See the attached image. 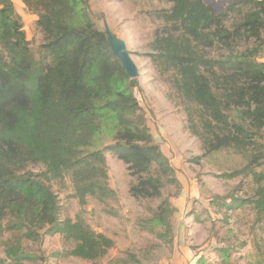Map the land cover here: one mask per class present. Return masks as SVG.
Segmentation results:
<instances>
[{
    "label": "trees",
    "instance_id": "1",
    "mask_svg": "<svg viewBox=\"0 0 264 264\" xmlns=\"http://www.w3.org/2000/svg\"><path fill=\"white\" fill-rule=\"evenodd\" d=\"M22 1L38 15L45 42L37 58L13 0H0V237L23 229L39 241L40 230L60 233L74 242L73 256L97 260L115 241L82 214L62 218L55 182L70 177L81 205L115 197L108 151L138 176L135 197L162 198L165 183L179 181L147 125L137 78L92 19L88 0ZM167 1L172 8L161 14L167 28L154 40L153 60L174 71L183 99L196 105L205 155H241L245 164L225 176L254 178V195L232 196L225 209L254 203L264 212V172H257L264 165V0H233L221 11L205 0ZM156 163L160 175L151 173ZM174 211L163 198L155 225L169 231ZM20 249L10 246L7 256ZM221 251L226 259L229 251Z\"/></svg>",
    "mask_w": 264,
    "mask_h": 264
},
{
    "label": "rangeland",
    "instance_id": "2",
    "mask_svg": "<svg viewBox=\"0 0 264 264\" xmlns=\"http://www.w3.org/2000/svg\"><path fill=\"white\" fill-rule=\"evenodd\" d=\"M205 1L221 11L233 0ZM13 2L22 17L32 51L40 58L45 38L37 26L38 15L22 0ZM88 2L96 25L105 30L107 24L126 42L140 73L134 92L154 140L179 182L165 183L162 198L135 197L131 187L139 183L138 176L113 151H108V183L115 190V197H89L87 204L81 205L70 177L65 183H54L62 218L82 214L94 230L115 241L108 254L88 260L73 256L74 242L60 233L40 230V240L34 241L24 237L23 229L8 230L0 237V264H193L200 257H205L206 264H224V261L264 264V212H259L254 203L232 210H226L227 205L223 204H230L232 196L247 198L255 193L257 185L252 175L225 176L229 169L243 166L244 158L231 151L205 155L203 139L195 133H204L196 105L183 99L175 84L174 71L153 60L152 55L157 54L154 40L157 34L164 35L167 28L161 14L169 11L172 3L167 0ZM194 126L199 127L195 130ZM157 167V163L152 166V174L160 175ZM30 168L39 172L42 166ZM257 172H264V165ZM225 196L228 199L224 200ZM167 197L175 207L170 217V232L154 223L161 201ZM16 245L22 253L18 257L7 256L9 247ZM221 250L229 251L226 259L222 258ZM191 255L195 259L189 261Z\"/></svg>",
    "mask_w": 264,
    "mask_h": 264
},
{
    "label": "water",
    "instance_id": "3",
    "mask_svg": "<svg viewBox=\"0 0 264 264\" xmlns=\"http://www.w3.org/2000/svg\"><path fill=\"white\" fill-rule=\"evenodd\" d=\"M105 29L107 33V39L115 55L119 58L122 65L126 69L127 73L132 78L139 77V70L132 58L131 52L129 51L126 42L119 38L115 33H113L110 28L105 24Z\"/></svg>",
    "mask_w": 264,
    "mask_h": 264
},
{
    "label": "crops",
    "instance_id": "4",
    "mask_svg": "<svg viewBox=\"0 0 264 264\" xmlns=\"http://www.w3.org/2000/svg\"><path fill=\"white\" fill-rule=\"evenodd\" d=\"M194 259H195V258H194V256H193V255H191V257H190V260H189V261H191V260H194ZM189 261H188V262H189ZM186 262H187V261H186ZM195 263H196V261H194V262H193V264H195Z\"/></svg>",
    "mask_w": 264,
    "mask_h": 264
}]
</instances>
